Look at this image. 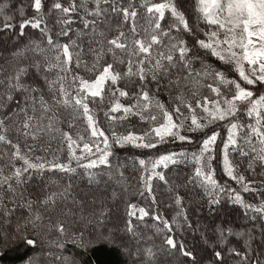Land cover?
<instances>
[{"label": "snow or ice", "instance_id": "snow-or-ice-1", "mask_svg": "<svg viewBox=\"0 0 264 264\" xmlns=\"http://www.w3.org/2000/svg\"><path fill=\"white\" fill-rule=\"evenodd\" d=\"M91 2L94 5L91 9L88 0H81L79 5L72 0L66 7L59 0L52 4V8L60 13L57 23L61 25L54 40L41 15L42 0H33L32 7L37 15L19 23L17 40L24 36L28 25L39 29L43 40L29 41L24 45L18 42L11 51L4 52V61L0 65V144L9 146L12 151L10 155L4 154L8 157L10 172L5 175L0 169V220L8 226L0 230V239L3 240L0 253L6 254L10 245L22 243L32 252L24 264H81L75 256L64 254L65 244L70 242L85 251L95 244H109L118 247L122 255L138 256V251H131L127 242L118 239L111 231L86 236L85 229L76 226L83 222L86 228L92 219L85 211L84 201L72 199V206H68L70 183L35 200L24 195L23 186L33 176L44 178L46 173L53 172L64 174L58 179L71 181L77 169H83L89 184H98L103 169L112 167V158L120 149L131 145L153 150L170 142L193 143L196 136L189 133H203L196 141L198 152L165 151L136 158L139 165L138 195L144 196L146 192L155 204L153 179L167 183L164 173L158 169H167L170 164L181 160H193L196 168L194 179L190 180L203 189L210 205L219 203L220 194L226 193L229 203L241 206L246 216L251 210L264 221V200L258 206L245 203L238 192L233 194V189L218 183L211 166L223 127L226 136L221 137L220 151L224 175L241 185L244 192H257V198L264 191V181L261 189L250 188L254 182L245 181V176L236 171L229 156L231 151L248 157L249 170L254 171L258 164L264 171V0H195L191 19L183 9V0H142L138 6L131 3L124 6L115 0L111 4L109 0ZM102 4L109 6L112 13L122 14V21L131 25V42L124 31H118L111 39L105 36L102 26L109 17L108 9L101 7ZM137 7L143 9V37L137 28L140 16ZM77 8L84 11V16L78 17L83 28L78 30L72 28L75 20L70 15ZM10 19L4 15L3 29L13 28L8 23ZM122 26V23L116 25L118 29ZM59 37H65L66 41L61 42ZM85 37L87 53L84 52ZM29 52L44 54L43 61L32 59L24 63L29 59ZM85 54L94 57L91 66L84 65L94 78H85L73 68V64L76 69L81 67ZM106 56L111 57V62L105 60L101 64ZM33 70L36 77L43 79V84L32 78ZM53 71L55 76H49L48 73ZM121 82L127 90L119 86ZM204 89L208 94H204ZM165 96L167 100L163 99ZM121 98H127L128 102H121ZM61 109L68 111L69 129L83 119L86 123L84 133L77 132L74 136L61 131L57 126ZM97 111H104L105 118L113 122L109 134L100 127ZM117 113L119 115H114ZM131 117L147 121L149 128L141 134L133 131L123 134L114 130L116 120L130 122ZM11 127L24 137L26 152L8 137ZM51 133H59L61 145L66 144L65 161L58 155L51 158L30 155L33 147L27 145L28 138L35 142L41 134ZM16 161L21 162L19 167ZM73 161L75 167L71 166ZM96 169L100 170L94 171ZM47 179L45 188L56 183L51 176ZM58 202L65 219L53 223L44 213L54 211ZM176 203H181L178 196ZM127 209L124 233L131 239L137 235L133 218L142 221L149 212L132 203ZM106 214V209L100 210L96 222L103 223ZM183 215L182 210L177 213V217ZM13 217L16 218L14 228ZM177 217L171 224L156 213L151 218L160 221L164 230L172 232V225L179 228L187 220L186 216L183 221ZM250 218L255 220L256 215ZM66 223L69 227L65 226ZM253 228L255 232L249 230L241 234L246 237L244 252L229 249L230 253L240 257L243 264H249L253 244L264 252V225L256 229L254 224ZM53 229L58 235L50 238ZM228 231L233 234L230 229ZM223 232L222 229V241L226 239ZM164 244L169 249L176 248L171 235L165 237ZM179 252L193 259L195 264L193 253L186 251L182 243ZM147 254L153 255L150 249ZM214 260L223 264L221 251L214 252ZM250 264H264L260 252Z\"/></svg>", "mask_w": 264, "mask_h": 264}, {"label": "trees", "instance_id": "trees-1", "mask_svg": "<svg viewBox=\"0 0 264 264\" xmlns=\"http://www.w3.org/2000/svg\"><path fill=\"white\" fill-rule=\"evenodd\" d=\"M56 0H42L41 15L44 17V22L47 23L50 30V34L53 39H57L58 31L61 25L57 23L58 13L57 10L52 8V4ZM63 6H68L72 0H59ZM117 4H123L128 6L129 3L134 6H138L142 0H115ZM153 2H160V0H153ZM33 0H0V65L4 61V52L11 51L13 46L18 42L21 45L29 43V41L40 42L43 37L39 29H32L30 25L25 27L24 36L19 37V23L23 19L35 17L37 14L32 7ZM75 3L79 5L81 0H75ZM112 0H109V4ZM195 0H183V9L189 13V18L194 16L192 12V5ZM7 5V7H5ZM94 7L91 0H88V8ZM108 9V21L102 26L105 36L108 39L115 37L118 31H124L129 37L131 42L132 35L130 32L131 25L122 21V14L118 15L110 11V7L107 5H101ZM137 11L140 16L137 20V28L141 37L145 36L142 31L144 25L143 9L137 7ZM7 14L11 17L8 23L13 25L12 29H3L4 15ZM73 16L75 23L72 24L73 29L83 28V24L78 17L84 16V11L77 8L76 12L70 13ZM169 14L166 13V16ZM91 19V17H85ZM117 23H122V28L116 27ZM163 23V21H162ZM44 27V23L41 24V28ZM12 33L13 35H10ZM71 35V33H70ZM61 42H65V37H59ZM84 52L87 53L88 43L87 37L84 38ZM166 42V41H165ZM44 54L29 52L27 56L28 60L23 61L29 63L32 59L43 61ZM75 59V58H73ZM83 64L80 68L76 69L74 64L73 68L80 75L88 78L91 76L94 78V74L85 69L84 65L91 66L94 57L91 54H85L82 56ZM107 60L111 62V57L106 56L101 60V64ZM198 66V65H197ZM123 67V66H121ZM49 76H55V71L48 73ZM38 83L43 84V79L35 76V70H33V77ZM121 88L125 87L124 82L119 85ZM130 87V85L128 86ZM204 94H208L207 89L203 90ZM164 100L168 98L163 97ZM121 102L127 103V98H121ZM107 104V100L105 101ZM93 107V105H90ZM95 107L100 108V105ZM170 107V105H169ZM107 109L105 108L104 111ZM104 111H97L98 123L100 127L105 130L106 134H109L113 130V122L108 121L105 118ZM60 123L57 125L61 131H68L75 136V133H84L86 123L81 118L76 122L72 129H69V115L68 111L61 109L58 113ZM119 115V113L114 114ZM246 120V118H245ZM222 123V122H221ZM211 127V126H210ZM149 128L147 121H141L138 117H131L129 121H120L119 119L114 122V130L117 133L127 134L128 131H133L136 134H141ZM207 131V129L205 130ZM221 137L226 136V130L221 127ZM86 134V133H85ZM210 134V133H209ZM8 137L14 142L19 143L21 151L26 152V141L17 131L15 127H11L7 133ZM195 135L196 140L193 143L176 141L174 143H166L158 145L156 149H139L133 148L131 145L120 149L116 156L112 158V167L109 169H103L102 174L98 177V184H89L86 176L83 175V169H77L74 174V178L69 181L65 179H58L64 176L63 173L53 172L46 173L44 178L33 176L28 179L23 186V192L25 196H30L33 200L42 198L47 192L56 191L62 188L66 184H71L72 187L69 190L70 199L68 206L71 207V200L84 201L85 211L90 214L92 223L87 225L86 228L83 222L77 223V227L85 229V235L91 234L96 236L100 232L112 231L118 239H124L126 242L135 249H143V255H138L135 259L137 262L143 261L144 258L150 260V264H194L193 259L183 256L179 252L181 243L184 245L186 251H191L197 264H220V261L214 260V252L221 251L223 264H243L239 256L234 253H230L229 249H236L237 251L244 252L246 249L245 239L241 234L246 233L249 230L255 232L253 225L256 229L261 225H264V221L259 219L258 214H254L249 211V215H245V210L234 203H229L226 193L220 194L219 203L215 205L209 204V197L204 193L203 189L199 187L193 180L194 172L196 168L195 161L193 160H181L176 164H170L167 169H158L165 175L167 183L160 181L158 178L153 179V193L156 203L152 204L151 198L148 197L145 192L144 196L138 195L139 189V165L136 162V158H145L152 154H161L165 151L180 152L185 151L187 153L198 152L199 144L196 142L200 139L203 133L191 134ZM221 137L217 139V149L214 153L215 158L211 161V166L214 169V178L221 186L233 189V194L239 193L247 204L259 205L261 200H264V191L260 192L259 198H257V192H244L241 185L237 184L226 177L223 173V155L220 151L222 148ZM61 137L59 133L41 134L39 139L35 142L29 137L27 145L33 147V153L31 156H43L51 158L54 155H58L62 161L67 158V146L61 145ZM102 147V145H101ZM48 149L45 152L43 149ZM12 149L0 144V169H3V174L7 175L10 172L8 166V157L4 155L10 152ZM79 154V152H77ZM230 160L235 166L236 171L239 174L245 176V181H253L250 188L261 189V182L264 181V171L261 170L259 165L255 167V170L248 169V157H241L238 153L229 152ZM20 161H16V166H20ZM72 167H75V162H72ZM96 169L94 171H99ZM123 173V176H121ZM48 176H51L56 183H51L48 188H45V184L48 183ZM127 189V191H125ZM95 190L99 192V196L95 197ZM115 190H120L121 193H117ZM180 198V205L176 203V197ZM129 203L135 204L137 208L144 207L149 212V216L144 217L142 221L133 218L134 230L137 233L136 237L131 239L125 235V221L127 217V205ZM107 210V214L103 219V223L96 222V216L99 215L100 210ZM183 211V216L177 217V213ZM43 211V209H41ZM95 213V215H91ZM156 213L161 216L162 220H168L171 224L174 217L180 220H184V216L187 220L182 227L177 228L172 225L173 231L167 232L163 229V224L160 221H154L151 217ZM46 216L50 217L53 223L58 219L64 220L61 213V205L58 202L54 211L45 212ZM139 213L137 212V216ZM252 215H256V219L250 218ZM15 217L12 218V228L15 227ZM71 219V218H68ZM66 227L69 225L66 223ZM8 226L0 220V230L7 228ZM224 230L223 234L226 237L225 240H221V230ZM231 230L233 234H229L228 230ZM58 234L53 229L50 238H55ZM167 235H171L176 244L175 249H169L164 244V239ZM3 244V240L0 239V245ZM67 256H75L81 261V264H133L136 260L132 256L122 255L118 247L109 244H95L87 251L82 248H77L70 242L65 244ZM131 249V247H129ZM151 250L153 255L149 256L148 250ZM253 252L249 258V264L251 259L257 258V252L261 253V257L264 258V252L261 249L256 248L253 244ZM160 251V255L156 254V251ZM32 255L31 249L26 248L22 243H16L10 245L6 254L0 253V264H24V260ZM145 260V259H144ZM141 261V262H142ZM137 263V264H141Z\"/></svg>", "mask_w": 264, "mask_h": 264}, {"label": "rangeland", "instance_id": "rangeland-1", "mask_svg": "<svg viewBox=\"0 0 264 264\" xmlns=\"http://www.w3.org/2000/svg\"><path fill=\"white\" fill-rule=\"evenodd\" d=\"M115 191H116L117 193H121L120 190H115ZM99 194H100V193L97 192V191L95 190V192H94V196L97 197V196H99ZM111 232H112V231H111ZM96 235H98V234H96ZM127 245H128V247H131V251H133V252L138 251L139 255H143V249H139V248H138V249H136V248L134 249V248L130 245V243H128V242H127ZM156 254H157V255H160L161 253H160L159 250H157V251H156ZM136 257H137V256H132L133 259H135ZM144 259H145V260H144ZM144 259H143V261L141 260L142 262L140 261L141 264H150V263H151L150 260H148L147 258H144ZM135 260H136V259H135ZM140 262H137V260H136V263L134 262L133 264H137V263H140ZM172 264H177V263L174 262V263H172ZM195 264H197V262H195Z\"/></svg>", "mask_w": 264, "mask_h": 264}]
</instances>
